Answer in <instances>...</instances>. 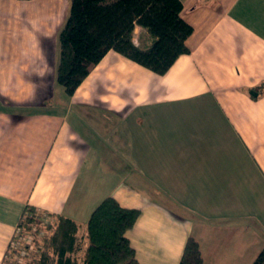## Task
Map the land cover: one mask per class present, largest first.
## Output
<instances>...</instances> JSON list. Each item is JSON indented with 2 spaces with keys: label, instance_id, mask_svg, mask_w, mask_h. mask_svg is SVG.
<instances>
[{
  "label": "crops",
  "instance_id": "0c3cea01",
  "mask_svg": "<svg viewBox=\"0 0 264 264\" xmlns=\"http://www.w3.org/2000/svg\"><path fill=\"white\" fill-rule=\"evenodd\" d=\"M67 2L0 0V264L26 205L84 225L108 194L139 209L126 233L139 264H178L188 236L203 264H251L264 0H181L189 50L165 73L108 50L70 96L55 76Z\"/></svg>",
  "mask_w": 264,
  "mask_h": 264
},
{
  "label": "trees",
  "instance_id": "16d2710c",
  "mask_svg": "<svg viewBox=\"0 0 264 264\" xmlns=\"http://www.w3.org/2000/svg\"><path fill=\"white\" fill-rule=\"evenodd\" d=\"M67 1L69 12L57 34L55 76L68 96L108 50L158 74L189 50L186 39L192 26L180 15L181 0ZM138 215V208L122 206L111 194L99 201L84 225L26 205L1 264H18L12 255L28 248L25 244L12 246L18 231L42 233L33 239L32 258L24 264H139L126 235ZM178 264H203L192 236L186 238ZM251 264H264V245Z\"/></svg>",
  "mask_w": 264,
  "mask_h": 264
},
{
  "label": "rangeland",
  "instance_id": "374dc122",
  "mask_svg": "<svg viewBox=\"0 0 264 264\" xmlns=\"http://www.w3.org/2000/svg\"><path fill=\"white\" fill-rule=\"evenodd\" d=\"M68 12H69V2H67V8H66V15H65V18L64 20L62 21L61 23V27L64 25L65 23V20L67 18V15H68ZM60 27V28H61ZM60 89H62V95H64L63 93V88L61 86H59ZM64 97V96H63ZM106 156H111V157H115L114 155H106ZM118 161V159L116 160ZM50 219V218H49ZM32 231H36L35 227H32ZM42 235V233H37V234H31V233H20V231H18L16 233V237L13 239V242H11L12 246H17V245H28V248L25 249L24 247L20 248L16 253L15 255L12 257L13 258H16V261L18 264H24L25 261H28L32 258V255H33V251H34V248H35V244L33 243V239L34 238H40V236ZM40 235V236H39ZM19 248V246H17Z\"/></svg>",
  "mask_w": 264,
  "mask_h": 264
}]
</instances>
